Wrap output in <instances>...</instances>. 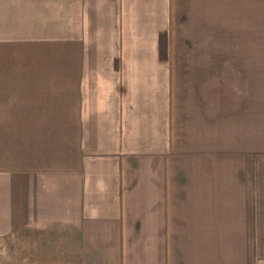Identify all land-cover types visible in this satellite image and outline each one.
Listing matches in <instances>:
<instances>
[{
  "label": "crops",
  "instance_id": "obj_1",
  "mask_svg": "<svg viewBox=\"0 0 264 264\" xmlns=\"http://www.w3.org/2000/svg\"><path fill=\"white\" fill-rule=\"evenodd\" d=\"M0 264H264V0H0Z\"/></svg>",
  "mask_w": 264,
  "mask_h": 264
}]
</instances>
